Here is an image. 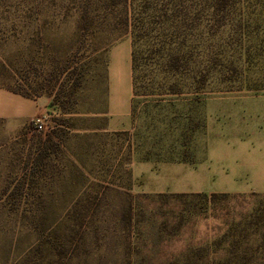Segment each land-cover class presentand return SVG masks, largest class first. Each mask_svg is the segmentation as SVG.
<instances>
[{
    "label": "rangeland",
    "instance_id": "374dc122",
    "mask_svg": "<svg viewBox=\"0 0 264 264\" xmlns=\"http://www.w3.org/2000/svg\"><path fill=\"white\" fill-rule=\"evenodd\" d=\"M142 28L180 62L134 121ZM0 86L49 102L0 120V264H264V0H0Z\"/></svg>",
    "mask_w": 264,
    "mask_h": 264
},
{
    "label": "trees",
    "instance_id": "16d2710c",
    "mask_svg": "<svg viewBox=\"0 0 264 264\" xmlns=\"http://www.w3.org/2000/svg\"><path fill=\"white\" fill-rule=\"evenodd\" d=\"M142 30L143 32L140 36L134 37L131 53L133 70L131 116L134 121L139 116L143 117V113L139 109L140 104L145 106V108H150L152 104H156V107L160 110L166 109L167 105L165 104L169 103V100L162 97L168 92L174 94L177 91L174 88L175 84H173L172 78L179 71L180 62L179 56L176 53H171L173 50H166L164 47H161L160 44L154 42L146 34L147 30L145 28H142ZM4 88L24 97L32 98L31 94L24 90H14L9 87ZM140 97H145V99L140 100ZM148 116L151 117V114H148ZM166 118L167 116L164 118V123L166 122Z\"/></svg>",
    "mask_w": 264,
    "mask_h": 264
},
{
    "label": "crops",
    "instance_id": "0c3cea01",
    "mask_svg": "<svg viewBox=\"0 0 264 264\" xmlns=\"http://www.w3.org/2000/svg\"><path fill=\"white\" fill-rule=\"evenodd\" d=\"M48 104V100L27 98L0 87V120H6L12 125L27 124L34 118L45 115Z\"/></svg>",
    "mask_w": 264,
    "mask_h": 264
},
{
    "label": "built area",
    "instance_id": "2783aa9c",
    "mask_svg": "<svg viewBox=\"0 0 264 264\" xmlns=\"http://www.w3.org/2000/svg\"><path fill=\"white\" fill-rule=\"evenodd\" d=\"M46 116L42 115V116H38L36 118H34L31 121V125L33 127V129L37 132H42L44 131V122H45Z\"/></svg>",
    "mask_w": 264,
    "mask_h": 264
}]
</instances>
